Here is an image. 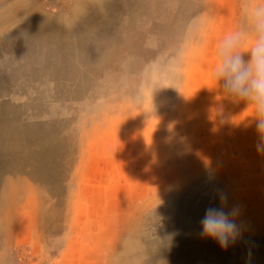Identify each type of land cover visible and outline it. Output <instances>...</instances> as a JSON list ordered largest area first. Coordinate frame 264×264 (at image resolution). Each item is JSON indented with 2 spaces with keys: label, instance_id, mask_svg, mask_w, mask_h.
Here are the masks:
<instances>
[{
  "label": "rangeland",
  "instance_id": "1",
  "mask_svg": "<svg viewBox=\"0 0 264 264\" xmlns=\"http://www.w3.org/2000/svg\"><path fill=\"white\" fill-rule=\"evenodd\" d=\"M4 1L0 129L48 138L15 162L0 154V264H184L185 251L170 250L212 247L190 224L221 206V192L226 211L241 209L235 247L256 243L264 259V141L245 103L210 87L217 42L252 30L246 0L92 1L98 16L74 48L62 36L51 46L2 41L26 23L5 18ZM43 5L78 24L75 0ZM233 254L228 264H240Z\"/></svg>",
  "mask_w": 264,
  "mask_h": 264
},
{
  "label": "clouds",
  "instance_id": "2",
  "mask_svg": "<svg viewBox=\"0 0 264 264\" xmlns=\"http://www.w3.org/2000/svg\"><path fill=\"white\" fill-rule=\"evenodd\" d=\"M251 32H225L216 44L217 60L211 72V88L220 87L238 102H244L264 141V0H246L244 8ZM220 207H208L200 221V235L217 241L227 250L242 238L243 226L237 223L239 206L227 207V196L219 193Z\"/></svg>",
  "mask_w": 264,
  "mask_h": 264
},
{
  "label": "bare ground",
  "instance_id": "3",
  "mask_svg": "<svg viewBox=\"0 0 264 264\" xmlns=\"http://www.w3.org/2000/svg\"><path fill=\"white\" fill-rule=\"evenodd\" d=\"M14 1H17V0H5L4 1V3L7 6L6 11L4 13V15L6 16L5 18L22 17L24 20H26V23L24 24V26L21 29H19V30L17 29L13 33H11L9 35H6L2 39V41L5 40V39L10 40L12 38L17 39L19 37V38H21L22 45H24V46H28L29 44H36V43H38L40 46H46V45L51 46V45H55V44L58 43L57 41L59 39V36H62L64 38H66V42H65L66 46H73V48H74V45L75 44L76 45H81V42H86L87 41L85 38H83V40H81L82 37H78L79 33L82 31V28H84L82 25H83V23H87L89 25V24H92L95 21V18H93V17L98 16L99 5H100V4H98V7H95L92 4V1L93 2H97L99 0H89L90 3H89L88 0H75V2L78 3V4H80L81 6L79 7V9L77 11L72 12V14L75 15V18H76L74 20L78 22V24L77 23L76 24H72V23H68L66 21L67 16H68L65 13L66 10H63L65 12H63L61 14H58L57 17L49 18L47 16V14L45 13V11H44L43 0H26V1H23L22 4L19 5V6L13 5L14 3H12V2H14ZM86 5H91L93 8H95V9L92 8L93 9V12H92L93 14L90 15V20H88V19L86 20L85 17H83V15H82L83 12H84V8L85 9L86 8L87 9L89 8V6L86 7ZM65 6H67V5H65ZM15 29H16V27H15ZM114 37H115V35H114ZM96 41H97V39H96ZM27 43H29V44H27ZM90 49H92V47ZM21 52H23V51H21ZM91 52H93V51H91ZM91 52H90V54H91ZM9 55H10V53H9ZM49 56H52V55H49ZM45 57H47V55ZM27 58H29V57H27ZM68 58H69V56H68ZM40 59L42 60L43 58H40ZM39 68H40V66H39ZM58 68H59V66H58ZM55 75H56V73H55ZM47 79L50 80L49 78H47ZM50 86L52 87V85H50ZM66 89L67 88H65V90ZM21 92H23V91H21ZM53 93H55V91ZM37 94H38V92H37ZM33 96H35V95H33ZM7 115H9V114H7ZM8 131L9 130H7V128L0 129V134H1L0 135V154L1 155L2 154H10V155H12V158L11 159L14 162L17 161V160H19V159H23L24 158L23 157V154L25 152H29L30 151L31 145H33V144L34 145H39L40 144V146H41V144H42L41 141H43V140H45V139L48 138L46 134H44V133H42L40 131V128H38L36 130H33V129L29 128V127H22L20 129L13 130L12 133H10V131L9 132ZM17 137H20V141L19 142H16V138ZM51 148H52V151L53 152H56V150H55L56 148L54 146L48 148V152L50 151ZM46 151H47V149L44 148V150L38 151L37 153L35 152V154H33V155L40 156V155L45 154ZM17 182L20 184V182H22V181L17 179ZM195 215H197V214H195ZM199 220H200V216H196L195 219L190 224V227H191V230H192V231H190V233L192 235H194L193 238H195L194 240H197V241L200 240V239H202V240L207 239V238H204L203 239V237H201V235H200L201 225H199V224L196 225ZM180 229L181 228H179L178 231L175 232L177 236H178V232L180 231ZM179 238H180V236H179ZM211 243H213V244H212V247L208 248L209 251L208 250H205L204 249L205 246L202 243H199V242L197 244L195 242L188 243L187 245L182 246L181 249H179V248L176 247L175 249H172L170 251L172 252V254H175L177 256L180 255L181 257H182V253H184V251H185V253L187 254V256H186V259L185 260L183 259L184 264H207L206 257H205V251L208 252V253H210L211 255L217 257L218 259H220V261L222 262V264H228L229 261H231V260H228L226 258V255H230V251H233V253H234L233 256H232L233 257V260L235 262L240 263V264H244V263L258 264L259 263V260L262 262V264H264V259H262L259 256V254L256 253L259 250V246L256 243L253 244V245H251V246H241L239 248L235 247L234 244H230L229 247L227 248V250L222 249L220 247L219 243L215 242L214 240ZM173 247H174V245H173ZM263 247H264V245H263ZM179 260L180 259H178V261Z\"/></svg>",
  "mask_w": 264,
  "mask_h": 264
}]
</instances>
